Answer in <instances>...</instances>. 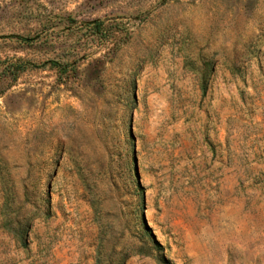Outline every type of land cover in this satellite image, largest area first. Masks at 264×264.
Masks as SVG:
<instances>
[{
	"label": "rangeland",
	"instance_id": "rangeland-1",
	"mask_svg": "<svg viewBox=\"0 0 264 264\" xmlns=\"http://www.w3.org/2000/svg\"><path fill=\"white\" fill-rule=\"evenodd\" d=\"M164 257L264 264V0H0V264Z\"/></svg>",
	"mask_w": 264,
	"mask_h": 264
},
{
	"label": "trees",
	"instance_id": "trees-1",
	"mask_svg": "<svg viewBox=\"0 0 264 264\" xmlns=\"http://www.w3.org/2000/svg\"><path fill=\"white\" fill-rule=\"evenodd\" d=\"M203 92L205 93L206 92V88L203 89ZM154 237V236H153ZM154 242L157 244V241L154 237ZM160 262L161 264H172L168 259H166L165 257L164 258H161L160 259Z\"/></svg>",
	"mask_w": 264,
	"mask_h": 264
}]
</instances>
